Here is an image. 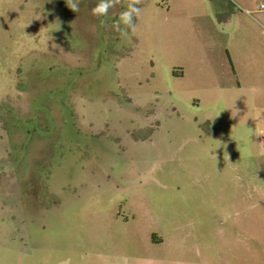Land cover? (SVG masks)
I'll use <instances>...</instances> for the list:
<instances>
[{
  "label": "rangeland",
  "instance_id": "rangeland-1",
  "mask_svg": "<svg viewBox=\"0 0 264 264\" xmlns=\"http://www.w3.org/2000/svg\"><path fill=\"white\" fill-rule=\"evenodd\" d=\"M77 2L0 0V264H264V0Z\"/></svg>",
  "mask_w": 264,
  "mask_h": 264
},
{
  "label": "clouds",
  "instance_id": "clouds-1",
  "mask_svg": "<svg viewBox=\"0 0 264 264\" xmlns=\"http://www.w3.org/2000/svg\"><path fill=\"white\" fill-rule=\"evenodd\" d=\"M124 3V9L119 13L118 18L111 25L112 29L119 33L121 38L129 37L130 33L134 34L136 31V21L141 14L142 0H99V2L92 8V15L97 18L107 17L109 10L117 5ZM68 7L73 12L79 11V4L77 0H68ZM101 25H106L107 21L100 20Z\"/></svg>",
  "mask_w": 264,
  "mask_h": 264
},
{
  "label": "crops",
  "instance_id": "crops-1",
  "mask_svg": "<svg viewBox=\"0 0 264 264\" xmlns=\"http://www.w3.org/2000/svg\"><path fill=\"white\" fill-rule=\"evenodd\" d=\"M230 52V51H229Z\"/></svg>",
  "mask_w": 264,
  "mask_h": 264
}]
</instances>
